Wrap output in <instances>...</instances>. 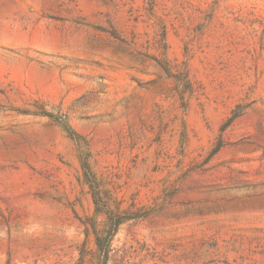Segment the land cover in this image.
I'll return each instance as SVG.
<instances>
[{"label": "rangeland", "instance_id": "obj_1", "mask_svg": "<svg viewBox=\"0 0 264 264\" xmlns=\"http://www.w3.org/2000/svg\"><path fill=\"white\" fill-rule=\"evenodd\" d=\"M117 215L106 264H264V0H0V264Z\"/></svg>", "mask_w": 264, "mask_h": 264}, {"label": "trees", "instance_id": "obj_2", "mask_svg": "<svg viewBox=\"0 0 264 264\" xmlns=\"http://www.w3.org/2000/svg\"><path fill=\"white\" fill-rule=\"evenodd\" d=\"M48 114V113H47ZM50 115V114H49ZM238 115L236 113L229 119V122H232L235 118H237ZM65 129L67 130L69 136L75 140H82L81 135H79L69 124L66 123ZM83 168L85 171V178L88 181V183L91 185V188L93 189V195L96 198L98 194L96 193V180L93 175V173L90 170V166L88 163V158L84 157L83 159ZM98 200V199H97ZM99 202V201H98ZM131 219L130 217H125L122 215H117L114 218H111L109 230H108V236L106 239L97 238V247L101 255L102 264L107 263L108 254L110 251V241L112 237L116 234L119 227L126 222L127 220Z\"/></svg>", "mask_w": 264, "mask_h": 264}]
</instances>
